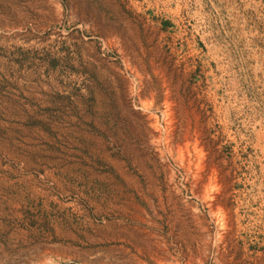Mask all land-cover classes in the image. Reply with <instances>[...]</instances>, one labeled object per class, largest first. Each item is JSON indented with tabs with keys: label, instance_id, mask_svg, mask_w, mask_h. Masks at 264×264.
<instances>
[{
	"label": "rangeland",
	"instance_id": "rangeland-1",
	"mask_svg": "<svg viewBox=\"0 0 264 264\" xmlns=\"http://www.w3.org/2000/svg\"><path fill=\"white\" fill-rule=\"evenodd\" d=\"M0 264H264V0H0Z\"/></svg>",
	"mask_w": 264,
	"mask_h": 264
},
{
	"label": "bare ground",
	"instance_id": "bare-ground-1",
	"mask_svg": "<svg viewBox=\"0 0 264 264\" xmlns=\"http://www.w3.org/2000/svg\"><path fill=\"white\" fill-rule=\"evenodd\" d=\"M129 91L131 92V94L133 93V88L132 87H130L129 88ZM169 114H171V113H169ZM170 119V118H169ZM148 122H149V124H150V126L152 127V137L155 139L156 138V136H157V133L155 132V128H156V126L157 125H155L156 123H157V120H156V118H154V117H152V116H148ZM170 136H172V135H170ZM170 138V137H169ZM168 138V139H169ZM171 139V138H170ZM168 140V146H169V148H170V150H174L175 151V145L173 146L172 145V139L171 140ZM174 139V138H173ZM155 144V143H154ZM174 144V143H173ZM184 156V155H183ZM187 160V159H186ZM189 160V159H188ZM187 160V161H188ZM184 162V161H183ZM197 178H200V176L197 174V176H196ZM197 178H195V179H197ZM197 182H198V179H197Z\"/></svg>",
	"mask_w": 264,
	"mask_h": 264
}]
</instances>
